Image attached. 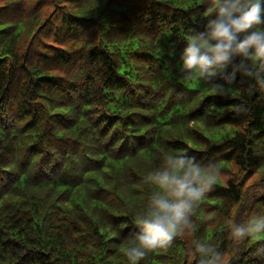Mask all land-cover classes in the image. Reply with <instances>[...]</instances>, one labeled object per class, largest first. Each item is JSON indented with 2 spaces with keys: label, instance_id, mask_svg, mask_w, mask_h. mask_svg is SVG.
<instances>
[{
  "label": "trees",
  "instance_id": "16d2710c",
  "mask_svg": "<svg viewBox=\"0 0 264 264\" xmlns=\"http://www.w3.org/2000/svg\"><path fill=\"white\" fill-rule=\"evenodd\" d=\"M208 0H0V264H128L123 248L163 153L220 177L191 225L138 264H264V234L228 222L264 213V87L239 72L185 79L186 40ZM227 77V79H226Z\"/></svg>",
  "mask_w": 264,
  "mask_h": 264
},
{
  "label": "clouds",
  "instance_id": "9594fccd",
  "mask_svg": "<svg viewBox=\"0 0 264 264\" xmlns=\"http://www.w3.org/2000/svg\"><path fill=\"white\" fill-rule=\"evenodd\" d=\"M209 18L202 31L186 40L179 56L185 79H209L214 75L235 78L237 72L264 87V0H208ZM226 77V79H227ZM220 169L211 160L187 154L163 153L144 177L151 194L142 212L134 217L137 231L123 254L128 264H138L146 252L167 248L191 225V213L217 184ZM264 234V213L246 221L230 219L227 235L243 242ZM195 264H228L229 254L209 242L194 246Z\"/></svg>",
  "mask_w": 264,
  "mask_h": 264
}]
</instances>
